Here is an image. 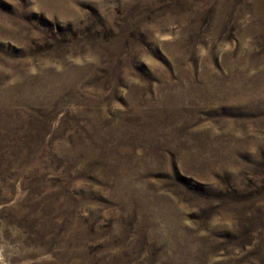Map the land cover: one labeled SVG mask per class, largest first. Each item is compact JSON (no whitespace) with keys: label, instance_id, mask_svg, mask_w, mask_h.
<instances>
[{"label":"rangeland","instance_id":"rangeland-1","mask_svg":"<svg viewBox=\"0 0 264 264\" xmlns=\"http://www.w3.org/2000/svg\"><path fill=\"white\" fill-rule=\"evenodd\" d=\"M0 264H264V0H0Z\"/></svg>","mask_w":264,"mask_h":264}]
</instances>
